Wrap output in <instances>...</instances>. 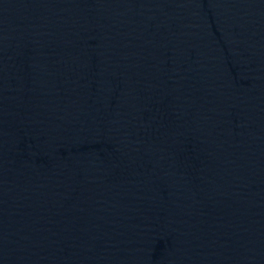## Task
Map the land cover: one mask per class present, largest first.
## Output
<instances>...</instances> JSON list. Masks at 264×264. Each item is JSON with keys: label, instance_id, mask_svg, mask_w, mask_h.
I'll list each match as a JSON object with an SVG mask.
<instances>
[{"label": "water", "instance_id": "obj_1", "mask_svg": "<svg viewBox=\"0 0 264 264\" xmlns=\"http://www.w3.org/2000/svg\"><path fill=\"white\" fill-rule=\"evenodd\" d=\"M0 264H264V0H0Z\"/></svg>", "mask_w": 264, "mask_h": 264}]
</instances>
